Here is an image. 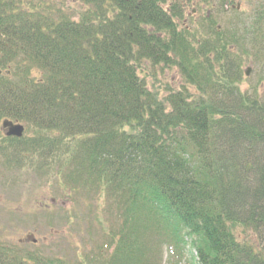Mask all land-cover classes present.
Instances as JSON below:
<instances>
[{
    "label": "trees",
    "instance_id": "trees-1",
    "mask_svg": "<svg viewBox=\"0 0 264 264\" xmlns=\"http://www.w3.org/2000/svg\"><path fill=\"white\" fill-rule=\"evenodd\" d=\"M183 15L178 0H0V121L31 128L0 134V166L118 202L89 264H139L150 224L190 264H264V80L243 90L236 31ZM253 23L243 38L263 49ZM158 67L183 87L161 97ZM38 249L0 240V264H87Z\"/></svg>",
    "mask_w": 264,
    "mask_h": 264
},
{
    "label": "rangeland",
    "instance_id": "rangeland-1",
    "mask_svg": "<svg viewBox=\"0 0 264 264\" xmlns=\"http://www.w3.org/2000/svg\"><path fill=\"white\" fill-rule=\"evenodd\" d=\"M178 1L184 14L180 29H201L203 19L212 16L218 31H236L238 42L232 45V50L242 60L243 90H250L264 80V48L261 49L255 38L248 41L243 38L245 33H253L249 25L254 24L257 14H264V0H233L230 3L214 0L208 6L203 5V0ZM61 2L63 4L64 0ZM148 67L146 64V69ZM248 68H251L250 77L244 74ZM157 71L156 85L161 97L165 96L166 89L176 91L183 87V78L176 68L158 67ZM260 91L264 92V82ZM1 125L0 122V130ZM24 126L29 137L31 128ZM51 178L40 176L30 167L8 170L0 166V240L19 244L31 252L36 251L37 246L38 252L49 258L71 263L81 260L89 264L88 257H93V251L105 243L104 232H112L119 226L118 211L122 207L107 195L101 198L85 190H73ZM27 236L37 239V244L26 240ZM141 237L138 245L146 252L139 264L193 263L191 249L179 245L155 224L147 226ZM250 238L254 244H261L254 237Z\"/></svg>",
    "mask_w": 264,
    "mask_h": 264
},
{
    "label": "water",
    "instance_id": "water-1",
    "mask_svg": "<svg viewBox=\"0 0 264 264\" xmlns=\"http://www.w3.org/2000/svg\"><path fill=\"white\" fill-rule=\"evenodd\" d=\"M251 72V68H248L246 71V76H249ZM3 128L6 131V136L7 137H17L21 138L23 133H24V127L20 126V125H14L12 122L6 120L3 123ZM28 241L29 242H34L36 243V239H33V236H28Z\"/></svg>",
    "mask_w": 264,
    "mask_h": 264
}]
</instances>
